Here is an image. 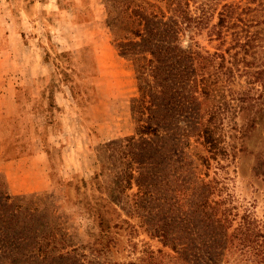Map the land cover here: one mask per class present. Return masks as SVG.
I'll return each instance as SVG.
<instances>
[{
  "label": "rangeland",
  "instance_id": "rangeland-1",
  "mask_svg": "<svg viewBox=\"0 0 264 264\" xmlns=\"http://www.w3.org/2000/svg\"><path fill=\"white\" fill-rule=\"evenodd\" d=\"M28 1L23 6L32 17L18 18L11 15L17 3L0 0V264H142L150 251L160 256L162 264H174L172 258L178 252L156 236L152 226L167 222L170 239L178 236L180 228L185 229L180 235L188 236L190 220L206 219L202 210L211 198L208 182L217 176L216 169L205 168L201 173L188 157L176 158L168 165H175V174L169 172L167 178L172 196L167 205L171 208L162 214L153 206L150 214L153 208L148 202L135 197L137 181L129 186L122 180L123 161L115 152L121 139L139 138L133 111L135 99L140 97L136 57L119 47L129 40L130 25L111 22L109 9L113 10L115 0H40L37 6ZM183 1L191 14L200 15L206 0ZM248 1L222 0L208 12L206 28L193 38L181 35L184 46L199 48L203 54L217 51L220 41L209 30L218 22L223 5ZM164 10L167 17L173 15L166 5ZM229 45L226 42L223 50ZM41 59L40 66L49 72L51 105L45 112L39 107L36 114L50 119L47 122L52 127L45 130L52 134L44 137L48 162L42 173L31 172L30 161L20 160L35 148L21 142L19 133L28 135L31 130L19 128L11 94L15 79L20 76L28 81L34 63ZM61 90L69 96L58 105L55 94ZM25 120L28 124L29 119ZM260 135L253 138L252 152L242 155L236 168H230L229 174L220 171L232 180L223 196H214L217 201L226 198L213 216L226 214L223 252L232 262L237 258L238 264H251L247 259L254 256L250 249L236 247L249 226L255 228V240H264V184L252 172L256 152L264 148V142L256 140ZM33 173L43 176L46 183L37 185ZM39 186L43 189L37 190ZM198 204L201 212H193ZM99 210L112 228L111 245L102 252L94 249L101 231Z\"/></svg>",
  "mask_w": 264,
  "mask_h": 264
},
{
  "label": "trees",
  "instance_id": "trees-1",
  "mask_svg": "<svg viewBox=\"0 0 264 264\" xmlns=\"http://www.w3.org/2000/svg\"><path fill=\"white\" fill-rule=\"evenodd\" d=\"M221 1L203 2L200 15L191 14L183 0H115L118 11L109 9L112 23L130 25V38L119 47L136 57L140 90L133 106L139 138L121 139L115 148L123 161L122 180L131 186L135 179L139 186L135 197L162 213L172 203L167 178L169 172L175 174V165L168 167L169 163L189 158L198 172L216 169L217 176L208 182L211 198L202 210L206 219L190 220L188 236L180 235L185 230L180 228L178 236L170 239L167 222L152 226L154 234L178 252L172 258L174 264H238L237 258L232 262L223 252L226 214L213 216L226 198L219 202L214 196H223L232 180L220 171L229 174L230 168H236L241 156L252 152L249 146L255 136L261 134L256 140L264 142V0L255 7L251 3L256 0L223 5L218 22L209 30L220 41L215 52L203 54L199 48L185 47L181 40V35L193 38L206 28L208 12ZM165 5L172 16L167 17ZM226 42L230 45L223 50ZM252 172L264 184V148L256 152ZM197 207L193 212H201L200 204ZM98 218L101 231L94 249L102 252L111 245L112 228L101 210ZM249 229L236 247L254 252L249 263L264 264V240H255V228ZM159 257L150 251L142 264H162Z\"/></svg>",
  "mask_w": 264,
  "mask_h": 264
},
{
  "label": "crops",
  "instance_id": "crops-1",
  "mask_svg": "<svg viewBox=\"0 0 264 264\" xmlns=\"http://www.w3.org/2000/svg\"><path fill=\"white\" fill-rule=\"evenodd\" d=\"M17 3V8L11 10V15L15 17H23V18H29L32 17V14H30L27 9L23 6V3L25 0H12ZM48 0H45L47 2ZM29 3H33L35 6L38 4L40 5V0H29ZM50 5L53 6L50 3ZM60 10L59 8H57ZM44 59L37 60L34 63V66L32 67L33 74L27 81V79L23 80L20 76L15 79V82H13L14 88L11 90L12 97L14 99V104L12 108V113L17 114V117L19 118V128H29L31 130V134L29 135V138H25L22 133H19V136L21 138V142H27L34 145L35 150L30 155L22 156L21 161L27 162L30 161L28 168H30L31 172L35 171H42L44 172L47 166L48 162V155L44 150V137L48 136L50 133L52 134V131H46L52 129L51 125L48 124L47 118L43 116V118L38 117L39 107H42V111L45 112L48 111L46 108L51 105L50 100V93L47 91V83L49 82V72H46V69L43 70V67H41V62ZM16 83V84H15ZM69 93L66 90L58 91L55 94L56 103L58 105H63L65 103L66 98H68ZM27 116L30 115L31 118H27ZM28 120V124L26 123ZM22 120V121H21ZM22 129V130H23ZM13 175L10 174V177L13 178ZM31 176H36L34 173L31 174ZM36 176L37 177V185H41L46 183V180L43 178V176ZM35 185L36 182L34 181ZM46 188V187H44ZM37 190L43 189V187H37ZM30 190V189H29ZM27 191V190H25Z\"/></svg>",
  "mask_w": 264,
  "mask_h": 264
}]
</instances>
